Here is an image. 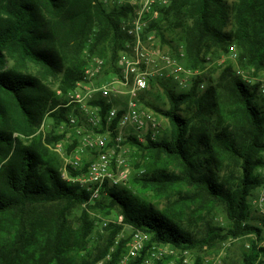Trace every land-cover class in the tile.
<instances>
[{
	"label": "trees",
	"instance_id": "1",
	"mask_svg": "<svg viewBox=\"0 0 264 264\" xmlns=\"http://www.w3.org/2000/svg\"><path fill=\"white\" fill-rule=\"evenodd\" d=\"M226 2L172 0L153 26L163 37L164 22L182 28L184 59L190 68L202 67L213 49L228 50L235 44L242 67L264 69V0H237L231 32L224 30L229 20ZM124 15V9L108 10L101 0H0V264H94L108 254L111 257L104 264H116L131 237L115 245L123 225L150 233L147 247L165 242L191 250L198 244L209 245L217 237L254 233L256 239L241 264H257L264 254V246L258 241L262 228L252 220L263 219L252 215L249 197L262 183L259 169L264 167V108L255 103L256 88L244 82L231 66L201 93L200 80L185 93L167 92L170 108L161 111L172 126L169 139L146 144L131 141L156 158L173 160L179 169L171 173L159 170L136 182L174 193L183 189L175 205L195 204V212H201L206 204L224 206L230 226L212 227L200 241L179 223L173 210L157 209L118 187L106 184L100 197L89 202L90 192L62 177L59 160L49 149L48 143L54 144L64 135L37 133L47 113L54 119L56 130L72 108L62 105L65 99L56 97L37 75L20 68L30 62L49 75L62 72L64 97L82 77L88 53L97 54V48L103 47L107 55H97L113 67L127 42L119 29ZM8 59L16 66L4 69ZM188 102L194 103L196 113L183 116L181 105ZM101 103L105 114L110 104ZM234 163L239 167L237 176L227 173ZM222 170L226 172L220 175ZM70 172L78 173L72 168ZM54 201H63L65 206L51 225L36 222L29 215L28 207ZM83 203L87 207L77 239L82 246L96 225L89 208H102L106 213L119 208L123 216L122 224L109 222L106 226L110 230L107 245L92 263L86 258L79 262L71 253L64 230L66 212ZM113 245L116 248L111 251ZM146 253L144 250L130 264H139ZM195 256V264H201V257Z\"/></svg>",
	"mask_w": 264,
	"mask_h": 264
},
{
	"label": "built area",
	"instance_id": "2",
	"mask_svg": "<svg viewBox=\"0 0 264 264\" xmlns=\"http://www.w3.org/2000/svg\"><path fill=\"white\" fill-rule=\"evenodd\" d=\"M172 0H101L104 5L111 2L125 4L129 8L119 23L120 31L126 35L127 42L115 59L113 67L97 54H89L88 64L82 77L73 90L69 91L67 103L72 112L59 126L64 135L56 150L62 154L64 163L61 175L69 182L78 184L90 192L89 202L100 197L107 184L109 187L125 183L132 168L129 164L131 141L146 144L160 140L165 129V120L144 99L156 79H169L179 87L189 89L192 77L199 74L197 69L185 67L180 57H184V47L180 46V57L157 46L152 22L158 17L157 5L167 6ZM231 57H238L232 47ZM244 82L254 86L258 96H264V73L247 76L238 70ZM101 101L110 104L104 114ZM72 143L69 151L64 144ZM70 168L78 171L70 172ZM262 183L252 191L249 203L254 213L263 222L256 225L262 228L259 244L264 246V167L259 169ZM111 220L100 218L95 224L106 227ZM114 222L122 224L119 215ZM151 235L140 229H133L126 252L116 264H130L142 256L139 264H195L196 256L190 248L176 247L170 243L153 242L149 247ZM108 254L99 264H104Z\"/></svg>",
	"mask_w": 264,
	"mask_h": 264
},
{
	"label": "rangeland",
	"instance_id": "3",
	"mask_svg": "<svg viewBox=\"0 0 264 264\" xmlns=\"http://www.w3.org/2000/svg\"><path fill=\"white\" fill-rule=\"evenodd\" d=\"M236 1L237 0H227L226 2L229 8V20L224 29L226 32H231L234 29L235 23L233 18V7ZM105 6L108 10L124 9L125 15L129 10L127 3L126 5H121L115 2H111L109 5ZM167 6L157 5L155 7V10L158 11L159 14L157 19L152 22L151 28L155 31L157 46L169 52L173 56L180 57V46L184 47L186 55L182 28L170 27L167 25L168 23L164 22L163 24L165 26L163 33L165 37H163L157 34V29H155V27L153 26L155 22H157L158 20L160 21L162 19L163 10ZM232 47L238 54V57L235 59L231 57ZM103 52V47L97 48V54L100 53L101 55H107V52ZM184 57H180L182 58L181 63L185 67H188L185 63ZM13 66H16V62L12 59H8L4 69H10ZM229 66L232 67L233 71L237 75H239L237 73L238 70L244 71V73L249 77L257 75L259 73H264V69L258 71L254 67H242L239 64V53L237 51V47L235 44H233L228 50L224 48H216L213 49L211 53L206 55V61L204 62V65L200 68H196L199 74L192 77V85L196 80H200L199 93H201L202 90H204L208 85L217 83L220 79V76L222 75L223 70ZM20 69L27 73L37 75L44 83V85H46L47 88L56 95V97L65 99V102L62 105H65L67 103V96L69 92L63 97L62 90L60 89V83L63 76L62 72L58 73L56 76L49 75L47 72L43 71L40 66L34 65L30 62H28L25 66L21 67ZM189 89L181 88L169 79H156L152 82L150 89L144 94V99L149 104H151L152 108L159 114H161L165 120V129L160 139H169L172 127L169 119L165 115H163V112L161 111H165L170 108V101L167 96V92L171 90L173 91V93L178 95L180 93L187 92ZM255 103L259 108H264V96H258L255 99ZM195 113L196 107L193 102H188L181 105V114L183 116H191ZM196 123L198 124V121H196L195 124ZM53 125L54 119L47 113L44 116L41 126L37 130V133L47 134L51 132H59L60 125L56 130L54 129ZM63 140L64 136L54 144L48 143L49 149L53 151L54 156L56 157V161L57 159L59 160L60 171L63 167L64 159L62 154L56 150V146L60 141ZM71 146L72 143L67 142L64 144L63 147L64 150L69 151L71 149ZM262 155L264 156V152L262 153ZM129 164L132 168V173L130 174L128 180L125 183H121L119 186L116 187H118V189L122 191L132 193L133 195L137 196L140 200L152 204L157 209L163 210L169 208L173 210V213L176 215L179 223L192 234L193 238L196 241H200L204 237H206L208 231L212 227L227 229L230 226V221L226 215L225 208L220 203L206 204L205 207L201 209V212H195L196 210H198V206L195 204H191V206L175 205V200H177V198L179 197L178 195L180 193L184 192L183 189H180L178 193H174V191H170L167 189H149L140 184L139 182L135 181L139 179H145L146 176H149L153 172L159 170H166L170 173L178 172L179 169L176 165V162H174L173 160L167 159L165 157L156 158V156H153L152 154L150 155V153H148L147 151H142L131 144V151L129 153ZM238 168V164L234 163L231 167H228L227 173H233V176H237ZM225 172L226 171L222 170L220 172V175H223ZM232 175L231 178L229 177V179L233 184L235 183V181L232 178ZM64 206L65 202L63 201L47 202L42 204H35L33 206L28 207V212L29 215L34 219V221L45 225L47 224L49 226L53 221L58 218L60 211L61 209H63ZM86 207L87 206L84 203L76 204L66 212L67 221L65 223L64 230L65 235L67 237L68 245L71 248V253L78 256L79 262L83 258H86L92 263L93 260L98 257L100 250L104 249V247L107 245L110 230L107 227L102 228L101 226H99V224H96L95 227L92 228L88 237L86 238V244L84 246H82L81 243L79 244L77 242V239L83 224L82 213L84 210H86ZM89 210L91 220L104 218L111 220L110 222L114 223L115 218L121 215L119 208H115L110 213H106L102 208H89ZM37 216L43 219H39ZM254 217L260 219L262 218L257 213H254ZM252 221V223L254 224L259 223L258 219H253ZM132 231L133 228L131 226L123 225L122 229L117 235L115 245H117L118 241H120L121 239H128L132 234ZM255 239L256 234L254 233L239 236L237 238L230 237L228 239H222L221 237H217L209 245L198 244L196 248L192 250L195 255L198 254L201 257V264H241L245 253L248 252L249 245ZM115 245L111 246V251L116 248ZM105 257L106 255L103 258ZM94 264L99 263H95L94 261ZM257 264H264V254L259 258Z\"/></svg>",
	"mask_w": 264,
	"mask_h": 264
}]
</instances>
